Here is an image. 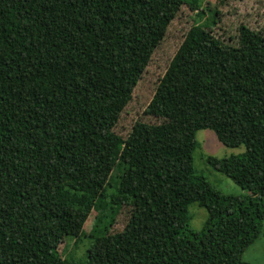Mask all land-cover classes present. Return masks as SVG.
I'll list each match as a JSON object with an SVG mask.
<instances>
[{"label":"trees","instance_id":"trees-1","mask_svg":"<svg viewBox=\"0 0 264 264\" xmlns=\"http://www.w3.org/2000/svg\"><path fill=\"white\" fill-rule=\"evenodd\" d=\"M201 0H0V264L72 262L59 251L90 219L96 264H250L264 229V32L234 42L192 23L146 112L115 130L183 5ZM239 154L197 172V132ZM209 216L190 228L189 205ZM126 226L113 228L124 207Z\"/></svg>","mask_w":264,"mask_h":264},{"label":"rangeland","instance_id":"rangeland-1","mask_svg":"<svg viewBox=\"0 0 264 264\" xmlns=\"http://www.w3.org/2000/svg\"><path fill=\"white\" fill-rule=\"evenodd\" d=\"M200 13L193 12L188 5H183L177 17L170 24L164 40L155 51L151 62L135 87L132 99L124 108L115 128L116 132L126 137L136 120L147 123H161L162 119L150 113L147 109L153 107L159 84L166 73V69L179 48L185 33L193 22L200 21L217 37L224 41L234 42L238 28L246 24L253 29L264 32V0H201ZM200 146L194 153V164L198 173L206 176L209 181L225 194H247L248 191L237 184L233 179L216 170L207 162L209 155L224 157L239 154L246 150L243 144L239 147H230L223 144L211 129H201L197 132ZM190 228L202 230L208 219V210L198 202L190 203ZM131 208L124 207L113 228L114 232L122 230L130 217ZM96 224L90 219L81 238L68 237L60 244L61 254L76 263L92 254L91 261L97 263L99 258L94 251L92 233ZM243 259L250 264H264V229L256 241L243 254Z\"/></svg>","mask_w":264,"mask_h":264}]
</instances>
